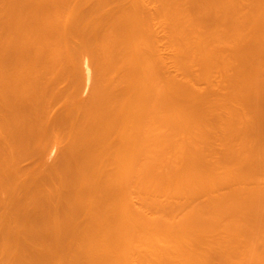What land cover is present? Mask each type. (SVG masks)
<instances>
[{
    "label": "bare ground",
    "instance_id": "1",
    "mask_svg": "<svg viewBox=\"0 0 264 264\" xmlns=\"http://www.w3.org/2000/svg\"><path fill=\"white\" fill-rule=\"evenodd\" d=\"M243 261L264 0H0V264Z\"/></svg>",
    "mask_w": 264,
    "mask_h": 264
},
{
    "label": "rangeland",
    "instance_id": "2",
    "mask_svg": "<svg viewBox=\"0 0 264 264\" xmlns=\"http://www.w3.org/2000/svg\"><path fill=\"white\" fill-rule=\"evenodd\" d=\"M153 6H154V5H153ZM153 6H151V7L154 8ZM155 7H156V6H155ZM158 23H159V22H158ZM158 23H157V24H158ZM157 26H160V25L158 24ZM163 41H165V40H163ZM161 43H162V42H161ZM162 44H163V43H162ZM160 45H161V44H160ZM161 46H162V45H161ZM165 46H166V45H165ZM162 47H163V46H162ZM162 47H160V48H162ZM167 49H168V48H166L165 50H167ZM168 50H169V49H168ZM88 57H89V56H88ZM88 57H86V58H88ZM164 58H165V56H164ZM88 59H89V58H88ZM82 64H83V65H82ZM91 64H92V63H91ZM83 66H84V63L81 62L80 69L85 68V66H84V67H83ZM91 66H94V65H93V64L90 65V68H93V67H91ZM94 68H95V66H94ZM94 68L92 69V72H93V70H96V69H94ZM82 70H84V69H82ZM79 72L82 73L81 70H79ZM94 73H95V71H94ZM94 73H93V75L95 76ZM82 74H84V71H83ZM94 76H93V78H94ZM219 76H220V75H219ZM217 77H218V76H216V78H217ZM217 79H218V78H217ZM93 81H95V80H93ZM214 81H215V79H214ZM219 81L221 82V80H219ZM219 81H217V82H219ZM220 82H219V83H220ZM92 83H93V82H92ZM222 83H223V82H222ZM92 85H93V84H92ZM200 85L202 86V83H200ZM219 85H221V83H220ZM219 85H217V87H218ZM204 87H205V86H204ZM215 87H216V85H215ZM221 87H222V89H223L224 86H221ZM221 87H219V88H221ZM87 90H88V89H86L85 91L87 92ZM223 90H224V89H223ZM86 92H84V93H82V94H83L84 96H85V95L87 96L89 90H88L87 93H86ZM253 138H254V137H253ZM253 138H252V139H253ZM253 140H254V139H253ZM55 148H56V147H55ZM55 148H54V149H55ZM61 148H62V147H61ZM61 148H60V149H61ZM49 149H50V148H49ZM43 150H45V149L43 148ZM55 150L57 151V150H58V147H57V149H55ZM55 150H54V151H55ZM62 150H63V149H62ZM56 151H55V152H56ZM59 151H60V150H59ZM59 151H58V152H59ZM47 152H48V151H47ZM52 152H53V150H52ZM52 152L50 151L51 155H50L49 153H47V155L44 156L45 158H43V161H45V162L48 161V163H50L51 161H53L54 159H56V158L59 156V155H58V154H59L58 152H56V153H55V152L52 153ZM57 153H58V154H57ZM60 153H61V152H60ZM48 154H49V155H48ZM53 154H54L55 156H54ZM52 155H53V156H52ZM48 156H49V157H48ZM26 159H27V161H28L29 158H26ZM30 159H31V158H30ZM25 161H26V160H25ZM31 161H32V159H31ZM31 161H29V162H31ZM49 161H50V162H49ZM22 162H23V161H22ZM41 162H42V160H41ZM24 163H25V162H24ZM24 163H22V164H24ZM27 163H28V162H27ZM25 165H26V164H25ZM25 165H22V166H25ZM49 187H50V186H49ZM47 188H48V186H47ZM50 188L52 189V187H50ZM50 188H49V189H50ZM45 189H46V188H45ZM51 189H50V190H51ZM47 190H48V189H47ZM50 190H49V192L52 191V190H51V191H50ZM45 191H46V190H45ZM47 192H48V191H47ZM49 192H48V193H49ZM45 194H46V193H45ZM239 259H240V258H239ZM239 259H238V260H239ZM244 259H245V260H244ZM244 259H243V260L246 261V259H249V258H244ZM240 260H242V258H241ZM240 260H239V261H240ZM244 261H243V262H244ZM249 261H251V260H249ZM246 262H247V261H246ZM244 263H245V262H244ZM248 263L250 264V262H248ZM4 264H6V263H4ZM9 264H10V263H9ZM245 264H246V263H245Z\"/></svg>",
    "mask_w": 264,
    "mask_h": 264
}]
</instances>
